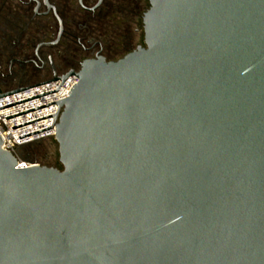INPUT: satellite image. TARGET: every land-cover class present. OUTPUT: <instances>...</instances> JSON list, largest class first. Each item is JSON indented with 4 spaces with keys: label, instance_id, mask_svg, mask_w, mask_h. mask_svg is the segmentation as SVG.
I'll return each mask as SVG.
<instances>
[{
    "label": "water",
    "instance_id": "water-1",
    "mask_svg": "<svg viewBox=\"0 0 264 264\" xmlns=\"http://www.w3.org/2000/svg\"><path fill=\"white\" fill-rule=\"evenodd\" d=\"M142 24L124 57L0 95L78 78L6 118L57 104L13 130L56 118L61 168L0 137V264H264V0H149Z\"/></svg>",
    "mask_w": 264,
    "mask_h": 264
},
{
    "label": "flooded vegetation",
    "instance_id": "flooded-vegetation-1",
    "mask_svg": "<svg viewBox=\"0 0 264 264\" xmlns=\"http://www.w3.org/2000/svg\"><path fill=\"white\" fill-rule=\"evenodd\" d=\"M18 2L20 8L15 7L16 12L11 10L13 15L17 14L19 17L22 9L33 6L32 19H39L42 24L37 30V41L33 40L34 45L29 43L31 29L28 24H15L12 32L19 34L23 40L16 52H11L13 57L10 63L19 64L23 69L9 78L14 80L18 77L25 78L33 72L32 76L35 74L41 76V82L54 76H63L70 71L79 72L81 63L87 59L97 57H103L107 61L120 59L119 51L123 49L126 40H131L133 34L129 24L122 21L123 24L116 27L119 34L115 41L111 39L109 32L95 33L94 26H98L102 19L143 18L149 8V4L146 5L149 0H48L49 6L53 9H49L44 0ZM76 18L87 19L85 21L87 26H84L82 33L78 32L74 22ZM138 32V29L135 30L134 35ZM138 47L139 45L136 49ZM132 51L134 50H127L128 53Z\"/></svg>",
    "mask_w": 264,
    "mask_h": 264
},
{
    "label": "built area",
    "instance_id": "built-area-1",
    "mask_svg": "<svg viewBox=\"0 0 264 264\" xmlns=\"http://www.w3.org/2000/svg\"><path fill=\"white\" fill-rule=\"evenodd\" d=\"M77 73V72H76ZM53 79H49L43 82H47ZM43 82L35 83L32 85L40 84ZM78 83V78L77 76H70L64 85L62 86L63 82L61 80L52 82L37 88H33L21 93H17L5 98L0 99V109L16 105L28 100H32L47 94H51L54 92L59 91L57 94H53L44 98H40L34 101H30L21 105H17L8 109H4L0 111V137L3 141V146L2 149L5 151H8L12 153L16 158L19 159L20 161V168L27 167L30 165L29 163L23 161L19 155H18V150L20 148L26 147V146H31L39 141H42L44 139L48 138H54L56 134V125L58 123V120L55 118H49L45 119L30 125H26L17 129H14V127L33 122L48 116L55 115L58 109V105H52L31 113H27L9 120H6V118L36 109L40 108L64 99H67L72 92L73 88L77 85ZM28 85V86H32ZM28 86H23L19 88H24ZM62 86V88H61ZM61 88V89H60ZM18 89V88H16ZM16 89L10 90V91H3L0 89V95L9 93L11 91H14ZM59 114V110L57 113V116ZM54 121V123H53ZM53 124V126H52ZM52 126V128H50ZM50 128V129H47ZM47 129V130H44ZM44 130V131H41ZM41 131L39 133L33 134L31 136L25 137L23 139H19V137L35 133ZM23 161V163H22Z\"/></svg>",
    "mask_w": 264,
    "mask_h": 264
},
{
    "label": "rangeland",
    "instance_id": "rangeland-1",
    "mask_svg": "<svg viewBox=\"0 0 264 264\" xmlns=\"http://www.w3.org/2000/svg\"><path fill=\"white\" fill-rule=\"evenodd\" d=\"M19 2L18 0H0V88L1 89H5V90H11V89H15V88H19L21 86H25V85H29V84H33L39 81H42L41 76L35 74L34 76H32L31 72L28 77H21V78H17L16 80L14 79H10L9 76H14V74L16 72H18L21 69V66L19 64L14 63L13 65H11V58L13 56H11V52L12 49L10 48V46H6L7 43H4V39L7 38L4 33L9 32L8 30V26H5L4 23L5 21H3L5 19V17H9V18H17L18 16L13 15L11 10H13L14 12H16L15 7L20 8L19 6ZM15 9V10H14ZM25 13H32L33 14V6L32 8H27L24 11ZM7 20V19H6ZM116 21V27L119 26V24H123L121 19H117ZM25 22V21H24ZM129 26L132 29V33L130 37V41L126 40L125 44L120 45V47H122L123 49H121L119 51V58L124 57L125 55L128 54L127 50H136L137 45L139 46H144V33H143V25H142V20H138L137 22H129L128 23ZM115 27V29H117ZM139 30L138 34L134 35V31L135 30ZM124 32L125 34H127L126 32V28H124ZM8 34V33H7ZM119 34V32L117 30H114L111 32V39L113 38V40H116V36ZM129 34V33H128ZM11 35V34H10ZM7 40V39H6ZM112 40V42H113ZM5 44V46H4ZM23 69V68H22ZM21 69V70H22ZM22 160L24 161H28L32 164H40L42 165L43 163H46L48 165L51 166H57V164H59V153H58V145L55 141H51L49 140L48 142L38 145V146H34L33 148L27 149L25 150V152H23L22 155ZM58 169H60L59 167H57Z\"/></svg>",
    "mask_w": 264,
    "mask_h": 264
},
{
    "label": "trees",
    "instance_id": "trees-1",
    "mask_svg": "<svg viewBox=\"0 0 264 264\" xmlns=\"http://www.w3.org/2000/svg\"><path fill=\"white\" fill-rule=\"evenodd\" d=\"M148 4H149V2L146 3L147 6H148ZM24 11H25V9H22V12L19 13L18 19L17 18L15 19L14 17L13 18H9L7 16L3 20V21H5L4 25L5 26H8L7 28L9 30V32L4 33L5 35H7L6 36L7 38H5L3 42L4 43H7L6 46H10V48L12 49L13 52H16L17 48L20 46L21 41L23 40V39H20V37H19L20 35L19 34L15 33V32H12V30H14L13 28H14L15 24H22V23L28 24V26L31 29V33L28 36L29 43L31 45H34L33 44V40H36L37 41V37H38L37 30L40 29L41 24H42V21L41 20H39V19H32L33 18V14L32 13L31 14L30 13H28V14L25 13L24 14ZM140 19L142 20L143 18H139V19H122V21H124L127 24L129 22H134L135 23V22H137ZM86 20L87 19H82V18H76L75 19L74 22H76V25H77V28H78V32L79 33L84 32V29L83 28H84V26H87L85 24V21ZM112 22H115L116 23L115 20H110V19H102V20H100L99 25L98 26H94V31L96 30L95 33L101 34V33H105V32L108 33L109 32L111 34L112 31L118 30V29H115V27H116L115 25L116 24L115 23L112 24ZM4 46H5V44H4ZM39 82H41V81H39ZM39 82H36V83H39ZM33 84H35V83H33ZM29 85H32V84H29ZM25 86H28V85H25ZM21 87H23V86H21ZM1 90H3V91H10V90H5V89H1ZM11 90H13V89H11ZM49 140L55 141L54 138H48V139H44L42 141H39V142H37V143H35V144L31 145V146H26V147L20 148L18 150L19 157L20 158L22 157L23 152H25V150L30 149V148H33L34 146H38V145L44 144V143L48 142ZM25 162H27L29 164H32V163H30L28 161H25ZM41 166H47V167H50V168H57V167L61 168L60 164H57V166L55 167V166H51V165H48L46 163H43Z\"/></svg>",
    "mask_w": 264,
    "mask_h": 264
}]
</instances>
